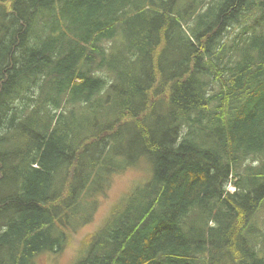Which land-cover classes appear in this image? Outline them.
<instances>
[{"label": "trees", "instance_id": "1", "mask_svg": "<svg viewBox=\"0 0 264 264\" xmlns=\"http://www.w3.org/2000/svg\"><path fill=\"white\" fill-rule=\"evenodd\" d=\"M140 167L72 264H264V0H0V264Z\"/></svg>", "mask_w": 264, "mask_h": 264}, {"label": "rangeland", "instance_id": "2", "mask_svg": "<svg viewBox=\"0 0 264 264\" xmlns=\"http://www.w3.org/2000/svg\"><path fill=\"white\" fill-rule=\"evenodd\" d=\"M147 172L143 167L130 169L116 175L111 183L107 195L101 196L95 212V217L79 229L71 232V241L58 253H43L36 257L37 264H72L78 255L84 238L93 232L104 220L106 214L113 208V205L127 193L138 180H144ZM234 190V187H230ZM261 227L263 228L264 210L258 215ZM259 224V225H260Z\"/></svg>", "mask_w": 264, "mask_h": 264}]
</instances>
